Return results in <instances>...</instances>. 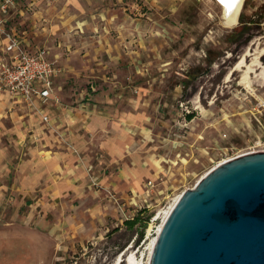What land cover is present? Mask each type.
I'll return each mask as SVG.
<instances>
[{"label":"rangeland","instance_id":"rangeland-1","mask_svg":"<svg viewBox=\"0 0 264 264\" xmlns=\"http://www.w3.org/2000/svg\"><path fill=\"white\" fill-rule=\"evenodd\" d=\"M4 22L29 34L32 22H69L39 41L68 67L59 96L83 99L95 84L112 104L132 100L147 114L153 162L132 188L96 184L48 203L9 188L0 264H132L131 252L149 264L159 211L217 164L264 151V0H244L232 26L219 0H14ZM256 55L245 79L237 65Z\"/></svg>","mask_w":264,"mask_h":264},{"label":"crops","instance_id":"crops-1","mask_svg":"<svg viewBox=\"0 0 264 264\" xmlns=\"http://www.w3.org/2000/svg\"><path fill=\"white\" fill-rule=\"evenodd\" d=\"M10 23L4 22L6 30L18 35L28 50L46 49L47 58L58 63V75L68 72L39 41L49 42L58 25L64 28L69 22H32L31 34ZM6 44L0 32V60L8 55ZM101 92L91 84L83 99L64 101L59 96L58 101L32 106L0 88V203L9 188L23 197L38 192V203H48L96 184L137 186L153 162L144 150L147 114L131 108L132 100L122 107Z\"/></svg>","mask_w":264,"mask_h":264},{"label":"water","instance_id":"water-1","mask_svg":"<svg viewBox=\"0 0 264 264\" xmlns=\"http://www.w3.org/2000/svg\"><path fill=\"white\" fill-rule=\"evenodd\" d=\"M149 264H264V151L226 160L186 190Z\"/></svg>","mask_w":264,"mask_h":264},{"label":"built area","instance_id":"built-area-1","mask_svg":"<svg viewBox=\"0 0 264 264\" xmlns=\"http://www.w3.org/2000/svg\"><path fill=\"white\" fill-rule=\"evenodd\" d=\"M13 3L14 0H0V32L7 39L5 50L8 52L0 60V88L32 106L37 101L43 104L58 101L55 78L60 68L56 62L47 58L46 49L30 51L18 35L6 30L4 16ZM43 120L48 121V116L44 114Z\"/></svg>","mask_w":264,"mask_h":264},{"label":"bare ground","instance_id":"bare-ground-1","mask_svg":"<svg viewBox=\"0 0 264 264\" xmlns=\"http://www.w3.org/2000/svg\"><path fill=\"white\" fill-rule=\"evenodd\" d=\"M221 5H222V9H223V18H224V23L227 25V26H232V25H235L237 22H238V18H239V15H240V12L242 10V7H243V3H244V0H219ZM248 53H251V51L247 50V54ZM255 64H261V61L259 59V55H256L253 59V61L248 64L246 61H245V56L242 57L241 61L238 63V67H241V66H246L247 69H246V77L245 79L247 78L249 72H252L255 70L254 68V65ZM205 175V174H204ZM182 193L179 194L176 198H174V201L171 203L170 206H168V208L166 209H163L161 211H159V216H162L163 217V223L164 221L166 220L167 216L169 215V213L171 212L172 208L174 207V205L176 204V202L179 200V198L181 197ZM163 223L159 226L158 228V233L163 225ZM156 237L155 236L152 240H151V243H150V252L155 244V241H156ZM122 255H119L116 259V264H119L120 261L122 260ZM126 260L129 261L130 263L132 264H139L140 263V260L137 258L136 254L131 252L127 257H126Z\"/></svg>","mask_w":264,"mask_h":264},{"label":"trees","instance_id":"trees-1","mask_svg":"<svg viewBox=\"0 0 264 264\" xmlns=\"http://www.w3.org/2000/svg\"><path fill=\"white\" fill-rule=\"evenodd\" d=\"M189 116H191V115H189ZM140 221H142V218L140 216V213H138L135 216H133V218L126 220L125 223L128 226L133 227L134 225H136Z\"/></svg>","mask_w":264,"mask_h":264}]
</instances>
